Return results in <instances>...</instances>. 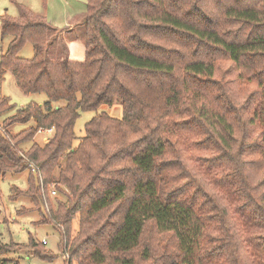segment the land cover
Returning <instances> with one entry per match:
<instances>
[{"label": "trees", "instance_id": "trees-1", "mask_svg": "<svg viewBox=\"0 0 264 264\" xmlns=\"http://www.w3.org/2000/svg\"><path fill=\"white\" fill-rule=\"evenodd\" d=\"M84 25V58L64 45L53 59L45 16H2L0 79L48 101L5 119L34 124L0 128V179L28 170L19 194L36 206L51 186L66 197L42 219L66 264H264V0H87ZM116 98L122 117L98 113L75 144L80 111ZM11 107L0 97V116ZM14 248L56 257L33 238L0 241V264H21L2 258Z\"/></svg>", "mask_w": 264, "mask_h": 264}, {"label": "rangeland", "instance_id": "rangeland-1", "mask_svg": "<svg viewBox=\"0 0 264 264\" xmlns=\"http://www.w3.org/2000/svg\"><path fill=\"white\" fill-rule=\"evenodd\" d=\"M86 3L87 0H0V60L2 52L7 49L12 39L8 35L2 36V16L7 14L12 17H19L24 8L29 9L35 15L45 16L57 28V40L52 51L53 59H60L63 55L64 45H67L69 58L82 60L86 47V28L84 25ZM33 54V45L31 43H27L19 52V56L26 59L32 58ZM2 96L8 98L12 107L1 114L0 126L8 133L13 134L19 133L34 123L30 120L25 123H14L4 127L7 117L14 115L19 108L26 106L30 102L43 105L48 101L45 93L25 94L17 85L13 73L9 71L0 79V97ZM64 104V101H60L53 103V106L57 107ZM102 112H106L115 118H121L123 108L119 99L116 98L112 105L103 104L97 110L80 111L75 124V144L84 136L85 124ZM34 140L40 144L47 142L44 135L40 133L35 135ZM31 143L32 141L25 143L23 145L24 148L30 146ZM28 180V170L20 173L8 172L0 179V241L8 244L13 242L27 245L30 238H33L36 242H42L43 239H46L45 249L51 251L56 257L52 260H45L36 256L30 248H14L5 253L2 258L17 260L21 264H66L68 255L65 257L62 248H60L61 235L58 229L51 222H42L43 217L47 216L51 207H56V200H66V197L60 194L54 186H51L47 202H41L39 197L38 205L36 206L32 197L19 194L21 191L27 190L29 186ZM52 191H56V193L53 194ZM221 195L225 196L224 198L234 216L236 218L239 217L236 201L226 194L225 191L221 190ZM239 221L241 223V220ZM77 227L78 223L75 221L74 231L77 230ZM9 264H12V262Z\"/></svg>", "mask_w": 264, "mask_h": 264}, {"label": "built area", "instance_id": "built-area-1", "mask_svg": "<svg viewBox=\"0 0 264 264\" xmlns=\"http://www.w3.org/2000/svg\"><path fill=\"white\" fill-rule=\"evenodd\" d=\"M0 128H2V127L0 126ZM2 130L5 131L3 128H2ZM38 133L43 134L44 138H45V141H48L50 139L52 133H53V128H48V129L41 128V129L38 130ZM52 193L55 194L56 191H52ZM42 243L46 245L47 244L46 239H43ZM66 255H68V254L66 253L65 257H66Z\"/></svg>", "mask_w": 264, "mask_h": 264}]
</instances>
